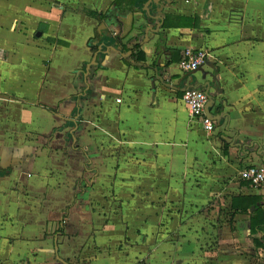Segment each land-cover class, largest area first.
I'll list each match as a JSON object with an SVG mask.
<instances>
[{"label": "crops", "instance_id": "crops-1", "mask_svg": "<svg viewBox=\"0 0 264 264\" xmlns=\"http://www.w3.org/2000/svg\"><path fill=\"white\" fill-rule=\"evenodd\" d=\"M161 3L0 0V264H264V0Z\"/></svg>", "mask_w": 264, "mask_h": 264}, {"label": "built area", "instance_id": "built-area-1", "mask_svg": "<svg viewBox=\"0 0 264 264\" xmlns=\"http://www.w3.org/2000/svg\"><path fill=\"white\" fill-rule=\"evenodd\" d=\"M196 1L197 0H184L185 3ZM207 58L208 53L205 49L196 50L187 48L179 62V67L185 73H192L203 65ZM182 99L187 105L191 117L199 119L204 129L208 132H212L214 130V121L205 114V107L208 100L207 92L199 88L189 87L184 91ZM118 102H120V99H118ZM241 177L249 181L253 186L261 185L264 183V164L261 166L252 165L245 168L241 172Z\"/></svg>", "mask_w": 264, "mask_h": 264}, {"label": "trees", "instance_id": "trees-1", "mask_svg": "<svg viewBox=\"0 0 264 264\" xmlns=\"http://www.w3.org/2000/svg\"><path fill=\"white\" fill-rule=\"evenodd\" d=\"M146 2V0H116V6L118 8H122L121 10L125 9V10H135L138 7H141L144 3ZM90 14H92V16H95L97 18H105L106 14L102 13V12H91ZM93 46V45H92ZM260 220V219H259ZM254 222V221H253ZM256 223L254 222V225ZM258 226L263 225L264 226V217L262 216V219L257 223ZM263 245H257V246H264V243H261Z\"/></svg>", "mask_w": 264, "mask_h": 264}, {"label": "water", "instance_id": "water-1", "mask_svg": "<svg viewBox=\"0 0 264 264\" xmlns=\"http://www.w3.org/2000/svg\"><path fill=\"white\" fill-rule=\"evenodd\" d=\"M167 3H173L174 0H165ZM154 2L157 4V12H158V15H157V18H161L162 20V14H163V9H164V5L161 3V0H154ZM160 29V25H158L156 28H153L152 26L151 27H147L146 29V32L148 33L149 31H154V32H158ZM97 55V53H96ZM96 55H95V58H94V61H93V64H96L97 61H96ZM213 106V102L212 100L210 99L207 104H206V107H205V113L206 115L209 117V115L211 114L210 113V108Z\"/></svg>", "mask_w": 264, "mask_h": 264}]
</instances>
